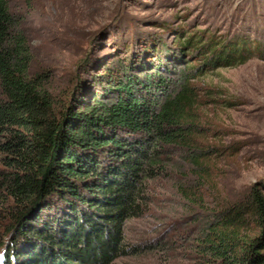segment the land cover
<instances>
[{
    "label": "rangeland",
    "instance_id": "rangeland-1",
    "mask_svg": "<svg viewBox=\"0 0 264 264\" xmlns=\"http://www.w3.org/2000/svg\"><path fill=\"white\" fill-rule=\"evenodd\" d=\"M9 3L33 55L31 72L47 75L46 86L57 103L73 102L77 109L86 102L93 104L96 95L103 96L111 88L108 78H123L125 66L131 79L147 80L150 74L149 79L158 81L165 74V78L172 76L170 90L178 89L186 65H204L208 60L197 50H183L182 40L189 32L203 34V43L211 38L217 45L242 43L247 59L225 67L208 65L201 73L191 70L194 103L187 138L193 150L174 145L162 149L155 176L145 180L140 215L125 224L124 244L136 245L140 252L116 261L205 264L201 239L214 219L213 211L245 202L252 183H262L264 191V0ZM142 56L152 61L137 68ZM156 66H161L160 72ZM110 163L106 174L119 166ZM52 205L66 215L82 204L56 198ZM251 228L253 234L260 232L254 222ZM19 242L20 246L31 243L26 238ZM8 243L6 235L0 245V264Z\"/></svg>",
    "mask_w": 264,
    "mask_h": 264
},
{
    "label": "trees",
    "instance_id": "trees-1",
    "mask_svg": "<svg viewBox=\"0 0 264 264\" xmlns=\"http://www.w3.org/2000/svg\"><path fill=\"white\" fill-rule=\"evenodd\" d=\"M19 26L9 0H0V245L9 236L4 264H116L140 252L124 244L125 224L140 215L145 180L155 176L162 149L193 150L187 138L191 70L247 59L242 43H203V34L189 32L183 50L208 60L186 65L178 89L170 90L172 76L131 79L125 66L127 79L107 77L111 88L101 96L108 100L96 95L93 104L77 109L73 102L57 103L47 75L31 72L33 55ZM151 61L142 56L136 67ZM112 161L119 166L106 174ZM262 186L252 183L245 202L213 211L201 239L205 264H264ZM55 197L82 205L64 215L52 205ZM252 222L260 232L252 233ZM21 238L31 243L20 246Z\"/></svg>",
    "mask_w": 264,
    "mask_h": 264
}]
</instances>
